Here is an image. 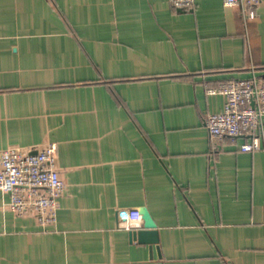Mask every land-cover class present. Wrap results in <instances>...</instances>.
Instances as JSON below:
<instances>
[{"label":"crops","instance_id":"obj_1","mask_svg":"<svg viewBox=\"0 0 264 264\" xmlns=\"http://www.w3.org/2000/svg\"><path fill=\"white\" fill-rule=\"evenodd\" d=\"M264 79L256 16L196 0H0V155H54L65 190L54 225L5 208L0 264H264V139H212L208 94ZM145 207L158 243L130 235ZM142 221L139 227H142Z\"/></svg>","mask_w":264,"mask_h":264},{"label":"built area","instance_id":"obj_2","mask_svg":"<svg viewBox=\"0 0 264 264\" xmlns=\"http://www.w3.org/2000/svg\"><path fill=\"white\" fill-rule=\"evenodd\" d=\"M182 9L193 7L196 0H168ZM260 0H222L226 6H238L243 18H253ZM208 94L224 96L222 109L209 113L206 126L212 139L225 136L244 137L239 150L249 152L261 148L264 139V79L256 73L242 79L228 80ZM54 155V144L43 142L35 153L7 146L0 155V191L8 196L5 208L15 214L32 213L40 226L54 225L59 198L65 190ZM141 214L127 210L121 226L139 227Z\"/></svg>","mask_w":264,"mask_h":264},{"label":"water","instance_id":"obj_3","mask_svg":"<svg viewBox=\"0 0 264 264\" xmlns=\"http://www.w3.org/2000/svg\"><path fill=\"white\" fill-rule=\"evenodd\" d=\"M142 219V227H133L130 229V235L137 238L141 242L157 244L158 243V230L157 225L152 219L147 208L143 207L139 211Z\"/></svg>","mask_w":264,"mask_h":264}]
</instances>
